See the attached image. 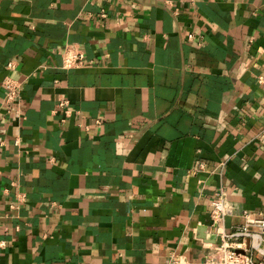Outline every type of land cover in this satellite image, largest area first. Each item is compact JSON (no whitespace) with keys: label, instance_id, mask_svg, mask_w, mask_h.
Wrapping results in <instances>:
<instances>
[{"label":"crops","instance_id":"obj_1","mask_svg":"<svg viewBox=\"0 0 264 264\" xmlns=\"http://www.w3.org/2000/svg\"><path fill=\"white\" fill-rule=\"evenodd\" d=\"M259 75L264 0H0V264L199 262L264 211Z\"/></svg>","mask_w":264,"mask_h":264},{"label":"built area","instance_id":"obj_2","mask_svg":"<svg viewBox=\"0 0 264 264\" xmlns=\"http://www.w3.org/2000/svg\"><path fill=\"white\" fill-rule=\"evenodd\" d=\"M188 40H195L192 33L187 35ZM62 67L75 68L83 62V53L76 47L67 46L62 53ZM16 68L15 61L6 65L8 71ZM6 88V101L16 102L21 95V84L9 74L3 79ZM261 89V100L264 104V75L257 77ZM59 107L69 106L67 100H61ZM209 217L211 225L216 227V238L207 244V252L199 262L185 264H264V211L250 212L242 210V222L232 225L225 230L223 223L228 215L236 213V208L228 201L227 193L219 190L211 200ZM167 264H181L179 259H170Z\"/></svg>","mask_w":264,"mask_h":264}]
</instances>
